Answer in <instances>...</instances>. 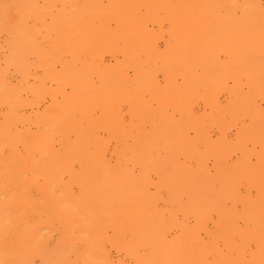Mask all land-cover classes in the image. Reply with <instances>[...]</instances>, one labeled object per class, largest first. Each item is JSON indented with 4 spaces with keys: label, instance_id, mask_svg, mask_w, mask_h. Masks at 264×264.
<instances>
[{
    "label": "bare ground",
    "instance_id": "6f19581e",
    "mask_svg": "<svg viewBox=\"0 0 264 264\" xmlns=\"http://www.w3.org/2000/svg\"><path fill=\"white\" fill-rule=\"evenodd\" d=\"M0 264H264V0H0Z\"/></svg>",
    "mask_w": 264,
    "mask_h": 264
}]
</instances>
